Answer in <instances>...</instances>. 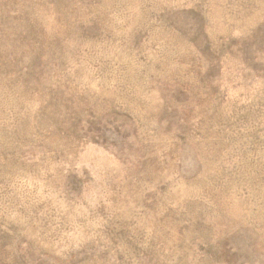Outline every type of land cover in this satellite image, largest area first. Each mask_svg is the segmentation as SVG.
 <instances>
[{
  "label": "rangeland",
  "instance_id": "374dc122",
  "mask_svg": "<svg viewBox=\"0 0 264 264\" xmlns=\"http://www.w3.org/2000/svg\"><path fill=\"white\" fill-rule=\"evenodd\" d=\"M0 264H264V0H0Z\"/></svg>",
  "mask_w": 264,
  "mask_h": 264
}]
</instances>
